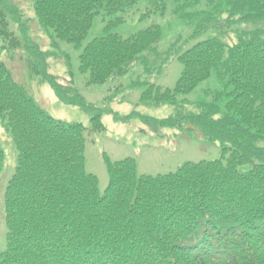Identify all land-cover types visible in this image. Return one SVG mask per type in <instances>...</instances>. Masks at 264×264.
Wrapping results in <instances>:
<instances>
[{
    "label": "trees",
    "instance_id": "1",
    "mask_svg": "<svg viewBox=\"0 0 264 264\" xmlns=\"http://www.w3.org/2000/svg\"><path fill=\"white\" fill-rule=\"evenodd\" d=\"M31 1L33 18L16 0H0V118L17 149L3 195L0 264H264V29L237 28L264 21V0H147L150 12L171 4L176 17L195 24V36L215 31L187 49L178 37L159 53L158 24L128 37L108 32L86 44L79 70L88 73V85L124 76L137 62L150 70L176 58L183 70L175 86L148 83L141 100L174 106L175 115L154 119L158 124L194 137L200 131L222 147L220 158L156 175L139 174L135 158L105 155L104 192L86 169L85 132L104 130L102 113L112 109L86 102L69 69L66 83H48L62 102L91 112V125L54 118L4 58L24 47L31 72L46 71L49 58L67 57L57 52L60 42L81 47L97 14L130 10L141 0ZM32 20L49 37L47 50L31 38ZM124 21L115 17L108 26ZM213 71L225 87L224 107L213 95L211 102L190 104L198 111L185 109L179 95L193 92ZM4 161L0 147V178Z\"/></svg>",
    "mask_w": 264,
    "mask_h": 264
},
{
    "label": "rangeland",
    "instance_id": "2",
    "mask_svg": "<svg viewBox=\"0 0 264 264\" xmlns=\"http://www.w3.org/2000/svg\"><path fill=\"white\" fill-rule=\"evenodd\" d=\"M25 9L29 18L34 17L31 0H16ZM147 0H141L130 10L119 11L113 14L101 12L94 18L93 26L84 38L81 47L74 44L60 42L61 49L66 51L67 57L49 59L46 71L40 66L39 73L30 72V56L24 47L15 52L5 54V62L17 81H20L40 106L54 118L71 123H81L86 127L91 125L92 113L84 110L79 105L62 102L53 87L48 83L55 79L65 83L70 78L69 69L73 73L74 84L85 101L98 107L112 109V112L102 113V122L105 129L93 132L87 129L86 135V169L94 173L99 179V189L104 192L109 184V173L105 164V155L113 161L127 157L135 158L139 174H165L175 171L187 161L214 160L222 157V147L219 141L205 138L200 131L196 137L183 134L176 128L162 126L154 119H164L175 115V108L169 104L155 106L141 100L142 93L147 89L148 83H154L163 88H173L179 79L183 65L172 58L160 68L155 64L150 70L145 69L141 62H137L124 76L110 79L103 84H87L89 75L79 70V55L87 43L94 38L108 32L128 37L150 25L158 24L162 27V36L158 40V50L166 51L171 43L178 37L186 40L184 49L214 36L215 31L210 29L201 34L193 35L195 24L188 20L176 17L169 4L165 12L149 11ZM122 16L125 21L119 24L109 22L115 17ZM30 36L39 42L43 50H47L50 39L39 28L36 21L30 23ZM239 29H264V21L255 23H239ZM225 39L230 41L228 33ZM226 41V42H227ZM4 57V56H3ZM154 58V56H153ZM68 63V66H67ZM47 73V80H43ZM72 75V74H71ZM224 85L217 77L215 71L210 78L202 82L193 92L179 95L178 100L184 101L185 109L198 111L195 104L198 101L211 102L213 95L217 96L218 104L224 107L228 97L224 94ZM231 89V88H230ZM222 92L219 96L218 93ZM116 115L126 120H119ZM193 129L192 125H186ZM0 147L4 151L5 161L0 178V252L6 248L7 228L4 221V190L13 175L17 165V149L0 118Z\"/></svg>",
    "mask_w": 264,
    "mask_h": 264
}]
</instances>
